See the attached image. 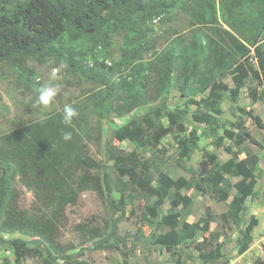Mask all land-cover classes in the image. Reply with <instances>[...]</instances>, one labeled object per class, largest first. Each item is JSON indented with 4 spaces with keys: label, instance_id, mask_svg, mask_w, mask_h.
<instances>
[{
    "label": "trees",
    "instance_id": "16d2710c",
    "mask_svg": "<svg viewBox=\"0 0 264 264\" xmlns=\"http://www.w3.org/2000/svg\"><path fill=\"white\" fill-rule=\"evenodd\" d=\"M253 3L259 7L254 29L246 25L241 30L234 23H230V27L254 48L264 82V0H228L222 6L235 11ZM177 5L175 0H0V75L10 73L24 82L21 86L27 91L37 92L43 84L36 82L28 64L44 66L52 61L58 68L63 64L61 70L66 76L83 85L88 92L79 103L70 104L78 111L71 127L61 123L64 106L57 107L56 99L51 107L44 109L35 106L36 99L22 101L14 118L5 122V131L0 126V232L36 238L35 247L31 248L20 239L8 241L0 236V243L10 244L18 261L38 256L40 264H59L60 260L65 264H77L67 255L71 249L59 242L58 232L66 224L67 208L76 206L83 192L95 193L115 213L125 209L124 200L116 201L114 197L108 174L101 177L103 165L89 153L88 140L92 135L85 123L90 112L97 115L101 129V122L113 115L122 117L159 101L142 117L133 118L114 132L119 141L143 144L147 134L151 133L159 142L169 134L185 130L186 111L171 110L167 104L171 88L182 79V96L193 95L189 102L194 103L198 91H208L202 104L210 112L222 114L221 102L229 90L225 78L238 62L235 53L200 40L191 55L183 57L179 45L171 43L162 53H155L156 57L146 56L155 50L147 39L153 31L151 23L160 20ZM118 33L122 41L113 57L110 51ZM236 46L240 56L250 53L249 47L241 43ZM108 59L110 65L106 64ZM250 71L253 73L252 68ZM154 76L158 82L151 92ZM234 81L238 96L243 78L236 75ZM193 83L199 88L195 90ZM60 95L61 92L57 98ZM252 95L258 100L256 91ZM9 110L0 107V117ZM164 118L168 119L169 127L163 124ZM196 118L206 124L214 120L211 115ZM65 131L72 133L70 141L63 139ZM225 137L242 140L234 132H226ZM223 140L224 137H220L218 145ZM206 155L211 159L209 164L218 170L220 182L215 185L224 183L223 175L243 178L235 185L237 194L227 217L228 225L239 224L246 210V200L257 196L256 177L249 168L257 162V157L249 151L245 160L231 159L220 164L215 155ZM107 159L147 198L158 190L164 198L172 200L173 208L180 205L190 208L192 205V198L181 193L182 189L190 187L183 180H174L164 172L156 180L149 163L141 164L114 144L107 149ZM194 185L200 192H206L202 185ZM19 186L33 193L37 207L32 212L21 207ZM218 186L213 191L219 193L220 201L227 200L229 193ZM173 189L176 190L174 196L171 194ZM149 212L159 219L158 207H150ZM164 220L167 229L153 235L154 244L171 250L193 241L199 232L210 231V221L205 225L183 223L179 213H171ZM254 226V223L250 224L241 233L238 239L240 254L249 250ZM117 229L114 224L110 238H115ZM101 237L98 229L91 231L92 239ZM106 246L100 242L96 249ZM217 253L219 255L220 250ZM216 256L207 259L217 260Z\"/></svg>",
    "mask_w": 264,
    "mask_h": 264
},
{
    "label": "rangeland",
    "instance_id": "374dc122",
    "mask_svg": "<svg viewBox=\"0 0 264 264\" xmlns=\"http://www.w3.org/2000/svg\"><path fill=\"white\" fill-rule=\"evenodd\" d=\"M175 1L178 3L175 9L160 20L151 23L153 31L147 39L150 45H154L155 50L146 53V56L156 57L171 43L179 45L183 57L191 55V51L198 48L200 40L235 53L238 62L225 78L229 90L221 102L222 114H214L202 104V100L208 96V91H198L194 98L195 102L190 103L189 99L193 95L182 96L180 89L182 79L177 80L176 86L171 88L167 104L171 110L180 108L186 111L185 130L169 134L159 142L154 140L151 133L147 134L143 144L129 140L119 141L114 137L115 131L121 130L133 118L142 117L152 106L159 104V101L122 117L113 115L101 122V129L98 128L97 115L94 112L89 113L85 123L88 124L92 135L88 140L89 153L103 165L101 177L104 178V173L108 174L114 197L116 201L124 200L125 209L115 213L114 209L101 201L93 192H83L78 204L67 208V221L59 229L58 237L62 245L71 249L67 255H70L72 261L75 260L77 264L264 263V82L260 76L254 48L249 47L236 30L230 27V23H234L237 25L236 28L241 30L246 25L250 26L249 29H254L259 7L253 3L245 9L233 11L222 6L228 0ZM121 41V34H116L113 49L110 51L113 57H116ZM240 43L249 47L250 53L240 56L241 53L236 46ZM110 62L111 60L108 59L106 64L110 65ZM28 67L36 77V82L42 83L43 86H59L58 93L61 92V95L56 97L57 107L76 105L88 93L83 85L69 79L61 69L56 74L58 80L50 79L52 69L58 68L52 61L44 66L31 62ZM250 68L253 69V73ZM236 75L243 78V86L238 96L235 95L234 76ZM151 80L152 92L158 78L154 76ZM23 83L10 73L3 72L0 75V107L10 109L9 113L1 116L4 117L3 119L0 117V126L4 131L5 122L14 118L17 107L22 101L37 99V92L27 91L21 86ZM193 86L195 90L199 88L196 83H193ZM254 91L258 100L253 98ZM204 115L214 117L213 122L206 124L196 118ZM162 122L165 126H170L167 118ZM226 132L239 134L242 138L241 142L235 138L233 140L226 138ZM220 137H224V140L218 145ZM111 144L132 155L141 164L149 163L156 180L160 173L164 172L174 180L188 183L190 187L182 189L181 193L192 198L190 208H184L182 205L173 208L172 200L164 198L158 190L147 198L141 189L133 187L130 178L121 176L114 163L108 161L107 149ZM249 151L257 157V162L249 167L256 177L257 196L246 200V210L240 223L230 226L227 224L229 206L237 194L235 185L243 178L222 174L224 183L215 185L220 182V178L217 177L218 170L209 164L211 159L206 153L215 155L218 162L223 164L231 159L245 160ZM194 184L202 185L206 188V192H200ZM154 186L157 187V182H154ZM216 186L229 193L227 200H219V193L213 191ZM19 190L22 197L21 207L32 212L37 207L33 193L20 186ZM175 192V189L171 191L172 196ZM150 207L159 208V219L149 214ZM171 213H179L183 223L205 225L206 221H210V231L199 232L193 241L183 243L176 250L155 245L153 235L166 231L164 219ZM252 223L255 224L253 241L249 250L240 254L238 239ZM114 224H117V233L115 238H110ZM93 229H98L102 237L92 239ZM0 236L8 241L20 239L27 247H35L36 238L28 235L0 232ZM100 242L108 246L96 249ZM36 250L38 251V248ZM218 250H220L219 255ZM211 255H217V260H208ZM17 259L18 255L10 244L0 243V264H40L38 256L29 259L20 258L19 261ZM59 264L65 262L60 260Z\"/></svg>",
    "mask_w": 264,
    "mask_h": 264
},
{
    "label": "clouds",
    "instance_id": "9594fccd",
    "mask_svg": "<svg viewBox=\"0 0 264 264\" xmlns=\"http://www.w3.org/2000/svg\"><path fill=\"white\" fill-rule=\"evenodd\" d=\"M64 67L63 64L59 68L52 69V75L50 79L58 80L59 77L56 75L57 72ZM58 85L57 86H41L37 89V99L35 101V106L42 109L48 108L51 106L58 95ZM78 117V111L70 104L65 105L63 109V115L61 118V123L67 127H71L73 124L74 118ZM63 139L65 141H70L72 139L71 132H63Z\"/></svg>",
    "mask_w": 264,
    "mask_h": 264
}]
</instances>
